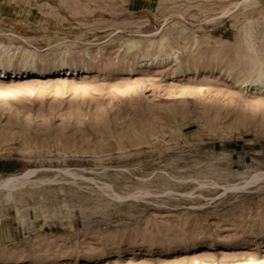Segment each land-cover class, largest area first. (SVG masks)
<instances>
[{
  "label": "rangeland",
  "instance_id": "1",
  "mask_svg": "<svg viewBox=\"0 0 264 264\" xmlns=\"http://www.w3.org/2000/svg\"><path fill=\"white\" fill-rule=\"evenodd\" d=\"M262 1L0 0V264H264Z\"/></svg>",
  "mask_w": 264,
  "mask_h": 264
},
{
  "label": "bare ground",
  "instance_id": "2",
  "mask_svg": "<svg viewBox=\"0 0 264 264\" xmlns=\"http://www.w3.org/2000/svg\"><path fill=\"white\" fill-rule=\"evenodd\" d=\"M264 1V0H263ZM262 1V2H263ZM261 2V1H260ZM21 17V16H20ZM23 17V16H22ZM7 20V19H6ZM18 21V20H17ZM16 22V21H15ZM20 22V21H19ZM17 23V22H16ZM18 27V26H17ZM167 38V37H166ZM159 39V38H158ZM163 39V38H162ZM168 39V38H167ZM166 39V40H167ZM165 40V41H166ZM133 41V40H132ZM132 41H130V42H132ZM128 42V41H127ZM130 42H128V43H130ZM127 43V44H128ZM149 43V42H148ZM147 43V44H148ZM155 43H157V39H156V42ZM159 43V42H158ZM167 43H168V40H167ZM137 44H139V42L137 43V41L136 42H132L131 44H128L127 45V48H128V46H129V48L128 49H130L131 51L133 50V49H135V48H137L138 47V45ZM151 44H154V43H152V40H151V43H150V45ZM141 45V44H140ZM157 46H159L158 47V50H159V48L160 49H164L165 50V47H166V45L164 44V43H161L160 42V44L159 45H157ZM4 47V46H3ZM3 47L1 46V48L3 49ZM145 47H147V46H145ZM153 47V46H152ZM139 48V47H138ZM137 48V49H138ZM148 48H149V46H148ZM147 48V49H148ZM68 49V48H67ZM152 49V48H151ZM154 49H155V47H154ZM154 49H152V51L154 50ZM168 49L170 50V48H169V46H168ZM172 49V48H171ZM63 50V49H62ZM65 50V49H64ZM139 50V49H138ZM137 50V51H138ZM155 50H157V49H155ZM26 51V50H25ZM128 51V50H127ZM126 51V52H127ZM134 51V50H133ZM147 51V50H146ZM29 52V51H28ZM136 52V51H135ZM134 52V53H135ZM143 52V51H142ZM156 52V53H155ZM154 53L153 52H151L150 51V53H153L152 55L151 54H149L148 55V53L147 52H145V53H147V55L148 56H146L145 54L143 55V58L140 60V62H146L147 64H157V63H159V61L161 62V61H164L165 59H168L170 56H171V54L172 53H170L169 51H164V54H162L161 55V53L159 54V53H157L158 51H155ZM26 53V52H25ZM31 53V52H30ZM29 53V54H30ZM66 53V52H65ZM129 53H130V51H129ZM134 53H132V54H134ZM138 53V52H137ZM144 53V52H143ZM28 53H26V55L28 56L29 55ZM34 54V53H33ZM62 54V53H61ZM61 54H60V56H61ZM136 54V53H135ZM134 54V56H133V59H137V54L135 55ZM140 54V53H139ZM139 54H138V56H139ZM32 55V54H31ZM30 55V57H34L33 55L31 56ZM65 55V54H64ZM142 55V54H141ZM175 55V54H174ZM26 57V56H25ZM24 57V58H25ZM29 57V56H28ZM62 58H64L63 56H61ZM142 57V56H141ZM60 58V57H59ZM61 58V59H62ZM126 58V57H125ZM124 58V60H126ZM10 59V58H9ZM26 59V58H25ZM29 59V58H28ZM128 59V58H127ZM31 60V59H30ZM41 60V59H40ZM63 60H65V59H63ZM33 61H35V60H33ZM32 61V62H33ZM127 61V60H126ZM130 62V61H129ZM129 64V63H128ZM127 64V65H128ZM133 64V63H132ZM161 64V63H160ZM139 65V64H138ZM195 65V64H194ZM196 67V65L193 67V68H195ZM261 68V67H260ZM259 68V69H260ZM181 69V68H180ZM262 69V68H261ZM76 70H77V64H75L74 63V60H73V62L72 63H69V62H65V61H61V63L60 64H58L57 66H55V67H53V68H50V69H48V68H38V67H36L35 65H29V66H22L20 69H18L17 71H15L14 69H7V72L4 70V69H2V68H0V77H5V78H11V77H28V76H30V75H32L33 77H36V78H41V77H43V76H56V77H60V76H70V75H73V74H76ZM122 71L124 70V69H121ZM131 70V69H130ZM129 71V70H128ZM123 72H125V71H123ZM135 74V73H134ZM254 74V73H253ZM252 74V75H253ZM248 76H250V75H248ZM251 77V76H250ZM245 79V78H244ZM243 79V80H244ZM251 80V79H250ZM249 80V81H250ZM236 81V80H235ZM248 82V80H244L242 83H241V85L243 86L244 85V83H245V85H246V83ZM238 83V82H237ZM251 84H253V86H254V88H256V90L257 91H260V90H264V72H263V70L261 71H258V73H256V75L254 76V79H252V81L250 82ZM252 86V85H251ZM34 172H32V171H27V172H24L23 174H21V175H18V176H10V177H8L7 179H5V180H3V181H0V189H4V190H6L8 193H16V192H18V191H20V189L21 190H27L28 188L26 187V185L28 184L27 182L25 183L24 182V180L25 179H29L30 178V176L33 174ZM259 177H261V174H259V175H257V176H254V177H252V179H251V181H254V180H256V179H258ZM262 178V177H261ZM38 180V179H37ZM259 180V179H258ZM27 181V180H26ZM39 181V180H38ZM30 182V181H29ZM34 182V181H33ZM15 183H18V186L16 185L15 186ZM38 183V182H37ZM41 183V182H40ZM38 185V184H37ZM32 187H34V186H32ZM31 187V188H32ZM1 190V191H2ZM31 190V189H30ZM28 191V190H27ZM31 193V192H30ZM26 194V192L24 193V195ZM13 195V194H12ZM20 198V197H19ZM15 198H14V196H13V200H14ZM16 200V199H15ZM18 202V201H17ZM21 211V210H20Z\"/></svg>",
  "mask_w": 264,
  "mask_h": 264
}]
</instances>
